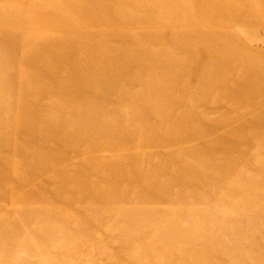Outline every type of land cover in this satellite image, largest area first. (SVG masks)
Wrapping results in <instances>:
<instances>
[{
	"label": "rangeland",
	"instance_id": "obj_1",
	"mask_svg": "<svg viewBox=\"0 0 264 264\" xmlns=\"http://www.w3.org/2000/svg\"><path fill=\"white\" fill-rule=\"evenodd\" d=\"M0 264H264V0H0Z\"/></svg>",
	"mask_w": 264,
	"mask_h": 264
}]
</instances>
